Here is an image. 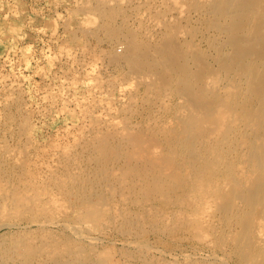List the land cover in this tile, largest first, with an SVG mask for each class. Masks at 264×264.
I'll list each match as a JSON object with an SVG mask.
<instances>
[{
  "label": "rangeland",
  "instance_id": "obj_1",
  "mask_svg": "<svg viewBox=\"0 0 264 264\" xmlns=\"http://www.w3.org/2000/svg\"><path fill=\"white\" fill-rule=\"evenodd\" d=\"M141 1L0 0V155L3 158L6 154L4 156L6 161L3 158L2 162L4 164L2 163V165L7 169V175L14 171V175L13 173L10 174L12 175L10 176L12 179L11 185L14 186L15 183L19 182L15 188L19 187L20 189L16 188V190L14 188L13 191L20 194L14 193L15 196L27 193L22 191L23 188V190L29 192L26 195L28 198L24 201V209H21L19 204L15 205L10 184L9 187L11 189L8 188L6 191L7 207L4 209V214H0V264H264L263 247L258 246V248H255L252 244V247L246 246L241 252L236 251L238 243L242 240L240 238L242 219L240 216H233V214L225 217L226 219L223 216L221 217L222 212H220L221 209L217 198L212 197L204 208L200 206L199 208L190 209L184 202L176 199L174 194L166 192L164 196L159 195L160 197H158L154 190L150 192V185L161 184L166 176L155 179L152 170L139 168L140 166L133 160L130 161L128 156L127 158H123L129 152L126 150H131L132 148V146L127 145L124 141L125 146L120 141L122 144L120 152L117 153L115 151L112 156L114 157L111 158L113 163L111 159L108 161L107 168L110 172L106 170L105 173L111 176H99L100 181L98 182L97 180L95 182L96 184L98 182L97 185L94 182H87L89 183L86 187L88 188L86 189L88 193L91 194L93 190L91 194L93 198L90 197L91 200L88 199V195L83 198L85 194H70L71 192L69 193L67 189L64 190L62 185H57L53 179L55 176H63V178L65 176V178H68V181H71V184H76V181L73 180L76 179V176L88 177L97 170L95 153L91 151L92 149L88 146V143L89 137L91 138L95 132L99 131L98 129L102 128L100 131L103 130V132L108 130L113 132L117 128L124 132L127 131L126 133L134 132L137 129L145 131L152 129L154 132L155 129L170 126V122H173V118H175L172 115L176 116L179 111L183 110V106H185L186 96L175 92L173 81L170 83L164 81V76L166 75L163 72L155 71L156 74H154L153 71L155 69H134L136 72H133L128 63L108 57L110 56L108 55L109 50L113 46L120 48V45L124 41L120 36L115 38L106 36L102 28H98V22L109 24V22L113 23L115 21L117 23L118 20L122 19V15L125 18L127 17L126 19L123 17V20L125 19L124 21H126L125 23L128 28L135 31V36L137 37L146 34L149 36L151 34L152 38H154L156 34H161V31L165 30L167 23H170L173 26L174 24L177 25V28L180 29V34L176 36L178 39L186 36V38L188 37L187 39H194L196 46L199 45L202 48L208 47L207 40L204 41L201 33L193 35V33L186 32L188 26L191 24L199 26V20L196 21L194 16L190 19H184L179 9L175 6L167 5V0ZM92 5H97V8L105 14L97 16L92 13L90 9V7H93ZM109 5L112 6L110 7ZM111 9L115 17L109 15ZM123 12L127 13L124 14ZM168 12L171 13L169 14ZM164 14L165 16H163ZM156 18L158 21L160 19L163 21L158 23L155 20ZM185 21H188V24ZM128 24L130 25L128 26ZM152 27H155L153 28L154 31ZM181 27H185L186 29L183 30L184 28ZM160 29L161 31H159ZM144 30L146 34L143 32ZM197 37H199V40ZM193 67L195 68V66ZM142 70L145 74L142 73ZM158 72L160 74H157ZM141 75H144V78ZM153 75H155V79ZM159 75L161 76L159 77ZM147 77L149 78L148 81ZM161 78L164 82L160 80ZM98 86H101V89ZM175 93L177 94L176 97ZM82 97L84 98L82 99ZM177 102L182 105V108H178L179 111L176 106L180 107L181 105H177L179 104ZM92 104L96 105L93 106ZM117 118L121 119V121ZM166 119L170 121L167 122ZM165 120L167 123L166 125L164 124L165 126H162ZM17 126L19 127L17 128ZM114 134L116 135V133ZM114 139L117 141L120 138ZM123 148L127 149L124 150ZM6 149H8L7 152L9 151L11 155L6 152ZM53 154L54 156H52ZM11 157H15V160ZM75 157L76 160L78 159V163H76ZM116 158L120 159L117 160ZM12 160L17 163V166L15 163L14 165L12 164ZM16 160H24V163ZM62 162L64 165H62ZM109 162L113 165L109 164ZM20 163L23 167H21ZM133 163L136 165H132ZM114 164L122 170L116 169ZM123 164L128 166L124 168ZM118 165L122 166V168ZM48 166H51V168ZM80 167L82 171H80ZM23 168H27L26 173ZM183 171L184 176L177 182L188 187L185 181L191 179L190 174L193 171L190 168L183 169ZM39 172L44 175V178L40 174L36 175ZM67 174L69 175L68 177ZM87 174L89 175L87 176ZM47 176L51 177L48 178ZM31 179H33L32 184ZM101 179L104 180L105 184ZM26 181L30 186L26 184ZM46 181L49 183L47 184ZM137 181L140 182V185ZM36 182L39 183L36 185ZM144 184L147 185V188ZM25 186H28L29 189L25 188ZM58 187L63 190L59 191ZM48 192L51 194L49 195ZM188 193L191 197L194 194L192 191L189 192V190ZM35 197H38V200ZM34 200H37V202ZM176 201L181 202V206ZM66 207H69L70 210L66 209ZM128 207H132L133 209L131 208V210ZM148 208H150L149 214ZM111 210H115L116 212L121 210L130 214L136 213L134 215L136 224L130 227L128 232H124L126 235L112 227L114 226L111 222L112 217L107 214ZM96 213L100 215L95 216ZM53 214L55 217L50 219ZM116 218L115 221L118 223L120 221L124 222L122 221L124 218L121 214L116 216ZM262 228H256L255 230L257 231L254 230L252 233L257 232L260 237L259 233L261 232L263 236H261L262 238L260 237V241L262 240L264 243V229L262 230ZM55 235L58 237L56 238ZM246 237L250 238L248 234ZM130 241L132 242L130 243ZM134 243L136 244L134 245ZM9 247H11L10 251L5 253ZM129 253L131 254L129 255Z\"/></svg>",
  "mask_w": 264,
  "mask_h": 264
},
{
  "label": "bare ground",
  "instance_id": "obj_2",
  "mask_svg": "<svg viewBox=\"0 0 264 264\" xmlns=\"http://www.w3.org/2000/svg\"><path fill=\"white\" fill-rule=\"evenodd\" d=\"M145 2H146V0H145ZM125 4H126V2H125ZM154 4L157 5L156 3H154ZM134 5H135V3H134ZM167 5L175 6L177 9H179L181 12V15L183 16L184 19L185 18L190 19L192 16H194V19L196 21L199 20L198 23H199V26L201 25V27H199L197 24L196 25L195 24H191V25L189 24L190 26H188L186 32L187 33H193V35H196L197 33H201L202 36L204 37L203 38L204 41L207 40V43H208L207 48L199 47V45L196 46L194 43V39H191V40L187 39L188 37L186 38V36H184L183 33H182V35L184 37L180 35L183 38L178 39L176 36H178V34H180V29L177 28L178 27L177 25L174 24V26H173L170 23H167L165 25V30H163V31H161V29L159 30V31H161V34L160 33L156 34V36L153 35L154 38H152L151 34L148 36V34L145 33V30L143 32L146 35L138 36V37L135 36V31H133L132 29H130L126 26V23H125L126 21H124V20L127 17L125 18L123 15L121 16L122 19L118 20L117 23L114 21L115 23L109 22V24H105L104 22L102 23L99 21L98 22V24H99L98 28L99 27L102 28L103 32L106 33L105 35L110 37V38L111 37L115 38L118 36L123 38L124 43H122V45H120V48L113 46L109 50L108 55H110V56H108V57H110L113 60H122V61L128 63L129 67L133 69V72H136V71H134V69L135 70H138V69H145V70L155 69L153 71L154 74H156L155 71L163 72L166 75V76H164L165 77L164 81H166L168 83L173 81V86H174L175 92L178 94H183L186 96L185 97V100H186L185 106L186 107L183 106V108H182V105L179 102H177L179 104H177V103L176 104L179 106L181 105V106L180 107H178L176 105H174V106H176L177 109L182 108L183 110L179 111V109H178L179 112L177 111L178 113L176 114V116L172 115L175 118H173L174 119L173 122L172 121L170 122V124H169L170 126H167L165 128L162 127L159 129H155L154 132L151 128H149L151 130L145 131V130H141V129L138 130L137 129L134 132L126 133L127 131L124 132L123 130H120V129H119L120 130L119 131L117 128L115 129L113 127L115 130L114 131L112 130V131L114 133H116V135H115L113 132H111V130L103 132V130L100 131V129H102V128L98 129L99 131L95 132L91 136V138L89 137V143H88V146L92 149L91 151H93L95 153V162H96L97 170L95 172L92 170L94 173L93 174L91 173L92 175H90V176H88L89 174H87L88 177L76 176L75 177L76 179H73L74 181H76V184H74V183L71 184L70 183L71 181H68L67 180L68 178H65V176H64V178L62 175H61L62 177L55 176L56 175L55 172H53L55 174L54 175L55 177L53 179L55 180L57 185L58 184L62 185V187H64V190L67 189L69 191V193L71 192L70 194H73V193L77 194V195H84L85 194L83 196V198H85L88 195L89 196L88 199L91 200V198H93V196L91 195L93 190L91 191V189L89 188L91 191V194L88 193V191L86 190L88 188H86V187L88 186L89 183H87V182H91V183L94 182L95 183L97 180L99 182L100 181L99 176H102V175H103V177H106L107 175L109 176L108 173H107V175L105 173L106 170H107V172L109 171L107 168L108 167V165H107L108 161H109V159L114 158L112 156L114 155L115 151L117 153L120 152V146L122 144L124 145V143H123V141H124L125 143H127V145L129 144L130 146H132V148L130 147L131 150H126L129 152L125 156L122 155V156H124L123 158H125V157L127 158V156H128L129 157L128 159L130 161L133 160L136 164H138L140 166L139 168H141V169L146 168V169L152 170L153 176L155 177V179H160V177L166 176L165 180L161 184L158 183L156 185H150V187H149L150 192H151V190H154L157 193L158 197H160L159 195L164 196V194H166V192L174 194V196H176L175 197L176 199L184 202L186 204V206H188V208H190V209L199 208L200 206H202V208H204L206 206V204H208L210 202L211 198L215 197L219 200V206L221 209L220 212H222L221 217L223 216V218H225V217L229 216L230 214L231 215L233 214V216L234 215L240 216L242 219V227H241L242 231L240 234L241 235L240 238L242 240H240V243H238V247L236 248V251L241 252V250L243 248H245L246 246L250 247L252 244H253L252 246L255 248L256 247L258 248V246L264 248L263 241L262 240L260 241V237L263 236V234H261V232H260L259 234L261 236L259 237L257 232H254L257 235L256 234L253 235L254 233H252L256 228L259 229V228L263 227L262 230L264 229V0H167ZM94 6L90 7V9L92 10V13L96 14L97 16H102L103 14H105L104 12L99 10V8H97V5H94ZM157 6H155V7H157ZM85 7H86V5H85ZM170 11H172V10H170ZM126 13L127 12H125L124 14H126ZM159 14H161V13H159ZM109 15L111 17H115L112 9H111V13ZM163 16H165V14ZM123 17L125 18L124 20H123ZM169 17H170V15H169ZM174 17L177 18V16H175V15H174ZM155 20L158 23L161 21V19L158 21L157 18ZM173 21H175V20H173ZM187 22H186V24H188ZM189 22L193 23L192 21H189ZM171 23H173V22H171ZM181 23H183V22H181ZM129 25L130 24H128V26ZM153 26H155V25H153ZM183 26H185V24H183ZM153 28H155V27H152V30H153ZM181 28H184L183 30L186 29L185 27H181ZM145 29H146V26H145ZM89 31H92V30H89ZM156 31H158V30H156ZM199 37H197L198 40H199ZM194 38L196 39V37H194ZM83 41H85V40H83ZM199 44L201 45L200 42H199ZM80 49H81V47H80ZM82 49H83V47H82ZM89 54H90V52H89ZM111 59H109V60H111ZM10 61H11V59H10ZM73 62H75V61H73ZM193 66H195V68ZM125 70H127V69H125ZM146 72H148V71H146ZM142 73L145 74V72L143 70H142ZM163 73H161V74H163ZM134 74H137V73H134ZM151 74H153V73H151ZM157 74H160V73L158 72ZM142 76L144 78V75H141V77ZM146 76H147V74H146ZM153 76L155 79V75H153ZM160 76L161 75H159V77ZM118 78H120V77H118ZM122 80H121V82H122ZM148 80H149V78L147 79V81ZM160 80H162V78ZM160 80H158V81H160ZM153 84H155V83H153ZM152 86L154 87V85H152ZM100 87L98 86L99 89H101ZM102 90H103V88H102ZM161 92H162V90H161ZM16 94H18V93H16ZM90 95H93V94H90ZM176 96H177V94L175 95V97ZM83 98L84 97H82V99ZM182 98H181V100H182ZM102 100H104V99H102ZM175 101H177V100H175ZM24 102L26 103V101H24ZM94 105H96V104H94ZM175 112H176V110H175ZM93 115H94V113H93ZM80 118H82V117H80ZM170 118H172V117H170ZM24 119H26V118H24ZM100 119H102V118H100ZM118 120L121 121V119H118ZM166 120L162 124V126H165L166 123L170 121V120L169 121L167 120V122H166ZM101 123H104V122H101ZM121 123H123V122H121ZM143 123H145V122H143ZM113 124H115V123H113ZM131 124H132V122H131ZM23 125H25V124H23ZM100 125H102V124H100ZM18 127L19 126H17V128ZM106 127H108V126H106ZM96 128H98V127H96ZM125 129H128V128H125ZM145 129H146V127H145ZM118 134H122V135H118ZM11 135H12V133H11ZM28 137H29V135H28ZM114 138H120V139L119 140L117 139V141H116ZM85 140H86V138H85ZM120 141H122V144L120 143ZM86 142H87V140H86ZM67 146H69V145L67 144ZM10 147H13V146H10ZM19 148H18V150H19ZM60 148H61V146H60ZM69 148H71V147H69ZM127 148H123V149L125 150ZM7 150L8 149H6V152H7ZM84 150H86V149H84ZM65 152H66V150H65ZM68 152H70V151H68ZM68 152H67V154H68ZM7 153H9V155H11L9 151ZM71 153H73V152H71ZM71 153H70V155H71ZM94 153H91V154H94ZM54 154L52 156H54ZM4 156H6V154ZM4 156H3V158L6 161ZM17 156H19V155H17ZM7 157H9V156H7ZM71 157H72V155H71ZM3 158L0 155V214H4V209L7 207L8 202H6V196H7L6 191L8 190V188H10L9 186L12 184V182H11L12 179L10 177L12 175H10V174H12L14 172L13 171L10 174L8 173V175H7V171H6L7 169L5 167H3V165H2V163H3L2 159ZM13 158L12 159L15 160V157H13ZM36 159H38V158H36ZM74 159L76 160V157ZM118 159H120V158H118ZM13 160H12V162H13L12 164L14 165V163H15V165H16L17 163L14 162ZM16 161H18V160H16ZM19 161H22V163H24V160H19ZM73 161H71V162L73 163ZM67 162H68V160H67ZM111 162H112V159H111ZM64 163H66V162H64ZM76 163H78V161ZM76 163L74 162V164H76ZM112 163L109 162V164H112ZM135 163H133L132 165H134ZM20 165H22V164L20 163ZM62 165H64L63 162H62ZM114 166H115V164H114ZM118 166H120V165H118ZM122 166H124V168H126L128 165L125 166L123 164ZM122 166H120V168H122ZM21 167H23V165ZM48 167L51 168V166H48ZM56 168H58V167L56 166ZM56 168H53V169H56ZM115 168L119 169V168H117V166H115ZM186 168L187 169L190 168L193 171L190 174L191 179L185 181V183L188 184V187L183 186L182 183L178 184V182H177L179 179L182 178V176H184L183 169H186ZM26 169H24L25 173L27 172ZM113 169H114V167H113ZM21 170L22 169H20V171ZM38 170H40V169H38ZM50 170H52V169H50ZM56 170H58V169H56ZM119 170H122V169H119ZM42 171H44V170H42ZM42 171H41V173H42ZM77 171H78V169H77ZM80 171H82L81 167H80ZM22 172H23V170H22ZM46 172H49V171H46ZM89 172H90V170H89ZM119 172H121V171H119ZM141 172H143V171H141ZM16 173H18V172H16ZM33 173H35V172H33ZM30 174H32V173H30ZM37 174L39 175L40 172L36 173V175ZM13 175H14V173H13ZM29 175H28V177H29ZM40 175H42L44 178L43 174H40ZM57 175H59V174H57ZM30 176L32 177V175H30ZM35 176H34V179H35ZM68 176L69 175L67 174V177ZM50 177L51 176H49L48 178H50ZM112 177H114V176L112 175ZM48 178H46V179H48ZM42 179H40V180H42ZM110 179H112V178H110ZM119 179H120V177H119ZM28 180H29V178H28ZM32 180L33 179H31V184H32ZM35 181H36V179H35ZM102 181L104 183V180H102ZM102 181H101V183H102ZM109 181H111V180H109ZM98 182H97V184H98ZM137 182H139V181H137ZM137 182H136V184H137ZM37 183H39V182H36V185H37ZM48 183L49 182H47V184ZM15 184H14V186L11 185L12 186L11 192H13V194L14 193L20 194L18 192L13 191L15 186H17V184L16 185ZM24 184H23V187H24ZM26 184H27V181H26ZM128 184H130V183H128ZM139 185H140V182H139ZM28 186H30V184ZM28 186H25V188H28ZM100 186H102V185L100 184ZM107 186H108V184H107ZM122 186H123V184H122ZM144 186L147 188V185L144 184ZM34 187H36V186H34ZM92 187H93V185H92ZM102 187H101V189H102ZM105 187H106V185H105ZM16 188H19V187H16ZM31 188L33 189V187H31ZM31 188H30V190H31ZM48 188L50 189V187H48ZM146 188H145V190H146ZM21 189H22V186H21ZM23 189H22V191L27 192L25 194L23 193L24 195L15 196V194H14V196H13V194H12V197H14L15 205L19 204V206H21V209H24L23 208V205L25 203L24 201H25V199L28 198L26 195L29 194L28 191H25ZM36 189H37V187H36ZM61 190H63V189H60L59 191H61ZM188 190H189V192L192 191L194 193L192 195V197H191V195H188L189 194ZM32 192H34V191H32ZM46 193H47V191H46ZM41 194H42V192H41ZM50 194L51 193H49V195ZM62 195H64V194H62ZM30 196H29V198H30ZM35 198H37V200H38V197H35ZM68 198H69V195H68ZM119 198H121V197H119ZM37 200L36 201L34 200V201L37 202ZM131 200H134V199H131ZM164 202H166V201H164ZM44 203H46V202H44ZM57 203H55V204H57ZM61 203H60V205H61ZM69 203L71 204V202H69ZM180 203L181 202H177V204H179V205H180ZM46 204H48V203H46ZM131 204H133V203H131ZM39 205H41V204L39 203ZM101 205H100V207H101ZM63 206H64V203H63ZM67 206H68V204H67ZM37 207H38V205H37ZM53 207H55V206H53ZM30 208H31V206H30ZM45 208H46V206H45ZM67 208L69 209V207H66V209ZM131 208H129V209H131ZM25 209H27V208H25ZM61 209H63V208L61 207ZM34 210H33V212H34ZM38 210L41 211L40 209H38ZM147 210H148V214H149L150 208H148ZM172 210H174V209H172ZM172 210H171V212H172ZM202 210H204V209H202ZM52 211H53V209H52ZM64 212H66V211H64ZM39 214H41V213H39ZM54 214L57 215L56 213H54ZM54 214L50 217V219H53L55 217ZM107 214L112 217L111 222L114 225L112 227L116 228L122 234H125L124 233L125 231L128 232L130 227H132L136 224V218L134 216L136 213L130 214L128 212L125 213L121 210L117 211V212L115 210L114 211L111 210V212H109ZM120 214L124 218V220H122V221H124L123 222L124 224L121 221H120V223L115 221L117 219L116 216H119ZM99 215H100L99 213L95 214V216H99ZM208 216H209V214H208ZM208 218L210 219V217H208ZM225 219H223V220H225ZM147 221H148V219H147ZM136 227H135V229H136ZM137 228L139 229V227H137ZM17 231H18V229H17ZM136 231H138V230H136ZM255 231H257V230H255ZM39 232L42 233L41 231H39ZM258 232H259V230H258ZM247 234L250 237L249 239L246 237ZM131 236H133V235H131ZM57 237L58 236H56V238ZM245 237H246V239H245ZM237 241H239V240H237ZM20 242H21V239H20ZM131 242L132 241H130V243ZM135 244L136 243H134V245ZM10 248L11 247L6 249L5 253L9 252ZM252 249H250V250L253 251ZM256 250L258 251V249H256ZM125 252H127V251L125 250ZM259 252H260V249H259ZM131 253H129V255ZM137 253H138V251H137ZM124 255H125V253H124ZM245 255H244V257H245ZM248 258H249V256H248Z\"/></svg>",
  "mask_w": 264,
  "mask_h": 264
}]
</instances>
